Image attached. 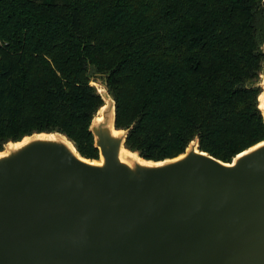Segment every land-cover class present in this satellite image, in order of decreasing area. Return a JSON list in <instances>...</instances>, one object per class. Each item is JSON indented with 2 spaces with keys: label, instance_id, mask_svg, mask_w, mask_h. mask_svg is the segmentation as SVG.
I'll use <instances>...</instances> for the list:
<instances>
[{
  "label": "trees",
  "instance_id": "16d2710c",
  "mask_svg": "<svg viewBox=\"0 0 264 264\" xmlns=\"http://www.w3.org/2000/svg\"><path fill=\"white\" fill-rule=\"evenodd\" d=\"M263 44L264 0H0V150L60 132L98 159L103 77L127 149L230 162L264 140Z\"/></svg>",
  "mask_w": 264,
  "mask_h": 264
},
{
  "label": "water",
  "instance_id": "95a60500",
  "mask_svg": "<svg viewBox=\"0 0 264 264\" xmlns=\"http://www.w3.org/2000/svg\"><path fill=\"white\" fill-rule=\"evenodd\" d=\"M261 71L264 121V62ZM105 94L89 126L98 159L60 132L27 135L0 157V264H264V140L230 162L198 138L147 160L125 148ZM122 146L152 164L120 161Z\"/></svg>",
  "mask_w": 264,
  "mask_h": 264
},
{
  "label": "bare ground",
  "instance_id": "6f19581e",
  "mask_svg": "<svg viewBox=\"0 0 264 264\" xmlns=\"http://www.w3.org/2000/svg\"><path fill=\"white\" fill-rule=\"evenodd\" d=\"M93 83H94V85H96V87H98V84H96L95 82H93ZM98 89L101 90L102 88H98ZM259 100H260L259 107L263 108V106H264V93H262L259 96ZM100 119H101V117L97 118V120H100ZM111 133H112V135L114 137H117V136L121 135V130H117L114 127H111ZM37 136H39L40 138H45L46 137V138L59 140L62 143H64L71 151L75 152L72 143L70 141H68L65 137H63V136H61L59 134H44V133H41V134H39ZM27 139L28 138H23L21 141H19L17 143H12V144L10 143L7 146L6 150L0 151V157H2L4 155H7L8 154L7 151H8L9 148H14V147L21 146L22 144H24L25 141H27ZM119 159H120V161L125 162V163H129V161L136 160L139 163L152 164V162H145L144 160L140 159L135 153H132V152L128 151L123 146L120 149ZM101 161H102V158H100V162L94 161V163H101Z\"/></svg>",
  "mask_w": 264,
  "mask_h": 264
},
{
  "label": "rangeland",
  "instance_id": "374dc122",
  "mask_svg": "<svg viewBox=\"0 0 264 264\" xmlns=\"http://www.w3.org/2000/svg\"><path fill=\"white\" fill-rule=\"evenodd\" d=\"M262 48H263V50H264V44L262 45ZM262 74H263V71H261V74H260V80L262 79ZM259 77H258V79H257V82H256V84H258L259 83ZM93 82H95L96 84H98V87H96V85H94V83ZM90 84L91 85H93L95 88H96V91L99 93V94H103V96H106V94L105 93H109V91H107L106 90V88H105V79L103 78V77H96L95 79H92V81L90 82ZM101 86V87H100ZM257 86V85H256ZM98 88H102L101 90H99ZM110 94V93H109ZM109 97L111 96V94L110 95H108ZM111 98V97H110ZM112 99V98H111ZM97 115V114H96ZM10 142H12V141H8L7 143H9L10 144ZM7 143H5L4 145L5 146H3V149L2 150H5L6 149V147H7ZM126 148V147H125Z\"/></svg>",
  "mask_w": 264,
  "mask_h": 264
}]
</instances>
